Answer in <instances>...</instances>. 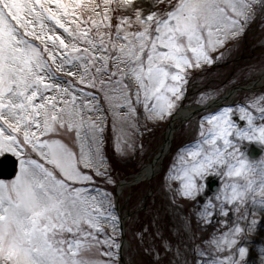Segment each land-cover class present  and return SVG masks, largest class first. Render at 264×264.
Returning a JSON list of instances; mask_svg holds the SVG:
<instances>
[{
    "label": "snow or ice",
    "instance_id": "snow-or-ice-1",
    "mask_svg": "<svg viewBox=\"0 0 264 264\" xmlns=\"http://www.w3.org/2000/svg\"><path fill=\"white\" fill-rule=\"evenodd\" d=\"M254 25L264 33V0H0V157L17 161L0 179V264H121L116 197L99 184L127 185L108 146L116 159L142 154L194 73ZM215 99L194 100L206 108L197 136L163 177L181 228L166 236L157 216L133 231L150 264H264L249 240H264V157L244 150L264 146V92L214 110ZM209 176L219 188L201 199Z\"/></svg>",
    "mask_w": 264,
    "mask_h": 264
},
{
    "label": "rangeland",
    "instance_id": "rangeland-1",
    "mask_svg": "<svg viewBox=\"0 0 264 264\" xmlns=\"http://www.w3.org/2000/svg\"><path fill=\"white\" fill-rule=\"evenodd\" d=\"M262 64H264V33L261 32L258 25H254L253 28L239 42V46L233 48L231 53L227 54L224 59L217 61L211 67H206L203 73H194L192 81H190L188 86L187 98L182 102L181 107H197L198 105L194 103V100L198 98L201 92H208L211 95H215L216 99H218L239 85H248L251 82L258 81L260 73L249 71V66L259 67ZM244 74L246 77H244ZM239 81L244 82L239 84ZM216 89L220 90L218 95L213 91ZM262 92H264V89L261 91V93ZM247 95L249 94L237 96L232 104L243 102L244 97ZM198 116L200 117V115ZM198 116H196L194 119L184 122L183 124H180V126L183 125L185 127V130H182V132L179 134H175L173 137L170 152L163 162V167L160 173L153 179L152 184L155 186V191L149 198L151 204L147 205L146 208L148 217L142 218L136 226L134 225L135 218H132L131 214H134V212L143 205V195H141L139 191L134 194V192L130 191V188H125L123 193H121L118 198V205L121 211L130 213L129 218H127L125 223L126 237L130 246L124 253L127 264H130V261L133 259L137 261V264H150V257L136 250L135 243L132 240L133 231L140 228L138 226L148 224L153 220L154 217L158 216V226L166 236H171V230L173 227L181 228L183 222L179 219L180 214L169 204L170 193L165 189V181L163 180V177H165L168 169L171 167L175 154L179 148L190 142H194L198 132ZM170 118L150 125V130L145 132L143 136L144 151L142 154L138 153L128 157L132 158V164L128 166L129 168L124 170H112V175L117 182H119V180H121L125 175L132 173L133 171H138L147 165L150 159L159 150L164 140L165 131ZM176 125H178V122ZM250 144L245 142L244 150H246ZM260 147L264 149V146ZM110 150L112 154L111 147ZM261 157H264V154ZM99 186L101 188L107 187L109 191L114 190L113 192H115L116 189L115 186V188L111 190L113 186H106L102 182L99 184ZM176 202L177 204L183 206L184 213L188 212L187 200H184L183 198H177ZM123 216H125V214ZM209 232H211V228H209L206 232L198 234L207 236ZM184 235L185 233L182 230L181 237H176L174 239L183 238ZM254 238H256V236L252 235L249 237V240H254Z\"/></svg>",
    "mask_w": 264,
    "mask_h": 264
},
{
    "label": "water",
    "instance_id": "water-1",
    "mask_svg": "<svg viewBox=\"0 0 264 264\" xmlns=\"http://www.w3.org/2000/svg\"><path fill=\"white\" fill-rule=\"evenodd\" d=\"M254 151V150H253ZM251 151V153H253ZM256 155L259 154V152H255ZM163 153L160 154V156ZM255 155V156H256ZM16 172V161L9 155L4 156L0 159V179H11L14 177V174ZM207 191L209 194L214 195L217 193L218 187L216 180L210 178L206 181ZM122 241L124 243V237L122 236ZM122 261V258H121Z\"/></svg>",
    "mask_w": 264,
    "mask_h": 264
},
{
    "label": "bare ground",
    "instance_id": "bare-ground-1",
    "mask_svg": "<svg viewBox=\"0 0 264 264\" xmlns=\"http://www.w3.org/2000/svg\"><path fill=\"white\" fill-rule=\"evenodd\" d=\"M262 81H264V75H260L258 83H262ZM193 111H194L193 107L181 108L175 117L176 122L186 119ZM165 150L166 149H163V152ZM157 161H158V159L156 160V163H157ZM150 171H151V168L150 169L147 168L146 170H144L143 175H148ZM119 194L121 195L120 191H119ZM253 244L259 249L260 246H264V240H261L259 237L256 236V238H254V240H253ZM127 248L128 247H126L125 249H127Z\"/></svg>",
    "mask_w": 264,
    "mask_h": 264
},
{
    "label": "trees",
    "instance_id": "trees-1",
    "mask_svg": "<svg viewBox=\"0 0 264 264\" xmlns=\"http://www.w3.org/2000/svg\"><path fill=\"white\" fill-rule=\"evenodd\" d=\"M244 76H246V75H244ZM112 163H113V169L114 170H116V169L124 170L126 168H129L128 166L132 164L130 160L122 159L120 161H117L114 158H112ZM133 172H136V171H133ZM144 188H146V186H142L140 188V190H143ZM134 190H137V189L134 188ZM143 217H144V214L143 213L138 214V222ZM139 227H141V226H139Z\"/></svg>",
    "mask_w": 264,
    "mask_h": 264
}]
</instances>
